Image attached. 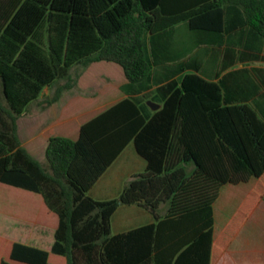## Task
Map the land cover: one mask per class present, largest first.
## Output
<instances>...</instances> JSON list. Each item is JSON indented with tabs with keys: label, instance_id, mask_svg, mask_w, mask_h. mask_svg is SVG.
<instances>
[{
	"label": "trees",
	"instance_id": "16d2710c",
	"mask_svg": "<svg viewBox=\"0 0 264 264\" xmlns=\"http://www.w3.org/2000/svg\"><path fill=\"white\" fill-rule=\"evenodd\" d=\"M228 3L264 36V0H0V183L40 196L59 217L50 249L7 236L17 220L0 218V264H213L221 256L264 200V120L246 104L224 105L217 83L186 74L150 116L125 98L85 122L77 139L50 137L44 162L22 144L17 120L46 86L66 79L43 108L96 61L120 65L130 83L146 80L148 34L181 22L221 31ZM130 142L146 171L118 197L95 200L90 189ZM252 177L254 187L214 239L221 187ZM20 198L12 197L13 212L26 216L32 205ZM134 203L157 222L112 235L113 213Z\"/></svg>",
	"mask_w": 264,
	"mask_h": 264
},
{
	"label": "crops",
	"instance_id": "0c3cea01",
	"mask_svg": "<svg viewBox=\"0 0 264 264\" xmlns=\"http://www.w3.org/2000/svg\"><path fill=\"white\" fill-rule=\"evenodd\" d=\"M223 9L221 31L191 29L187 22H181L147 35V54L152 70L142 82L130 83L120 65L102 60L93 62L74 87L43 108V100L51 97L61 82L46 86L17 120L22 144L36 159L44 162L50 137L77 139L85 122L125 98L134 99L141 112L150 116L162 107L183 76L190 73L217 83L222 90L224 105L246 104L264 120V36L250 26L240 5L228 3ZM147 165L134 142H130L88 194L95 200L118 197L130 178L146 171ZM186 168L192 173L196 165L190 161ZM255 183L256 177H252L239 183L228 182L221 187L213 203L214 239ZM24 197L32 205L31 209H25L27 215L30 213L28 217L13 212L12 197L4 195L0 198V218L17 220L13 229H6V234L13 236L14 240L50 249L59 217L40 196L26 193ZM167 209L168 204L161 206V217L165 216ZM25 222L32 223L33 228L18 225ZM156 222V217L143 205L121 204L111 217V234L118 235ZM58 258L59 263H64L63 258ZM213 264H264V200L253 209Z\"/></svg>",
	"mask_w": 264,
	"mask_h": 264
},
{
	"label": "rangeland",
	"instance_id": "374dc122",
	"mask_svg": "<svg viewBox=\"0 0 264 264\" xmlns=\"http://www.w3.org/2000/svg\"><path fill=\"white\" fill-rule=\"evenodd\" d=\"M73 73H74V69L71 70V74L72 75H73ZM65 81H66V79H62V80L59 81V83L60 82L63 83ZM16 191L19 192L17 189H15L13 187L6 186L5 184L0 183V194L4 193V194H6L9 197L18 198V199H15V200L20 201V199H21L20 197H22L24 194H23V192L17 193Z\"/></svg>",
	"mask_w": 264,
	"mask_h": 264
}]
</instances>
